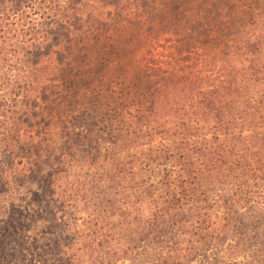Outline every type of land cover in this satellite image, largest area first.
I'll return each instance as SVG.
<instances>
[{
	"label": "trees",
	"instance_id": "trees-1",
	"mask_svg": "<svg viewBox=\"0 0 264 264\" xmlns=\"http://www.w3.org/2000/svg\"><path fill=\"white\" fill-rule=\"evenodd\" d=\"M45 1L0 0V147L18 154L4 165L6 174L25 178L31 157L22 146L35 138L26 115L38 106L43 60L52 51H40L47 39L44 19L58 16L68 23L74 18L68 5L76 2L63 6L57 0L58 7L50 5L41 19L28 20L25 8ZM241 47L258 97L238 91L219 104L203 100L226 140L216 133L215 142L223 139L217 145L207 139L182 145L184 150L160 145L124 158L116 157L124 147L111 145L100 153L105 171H87L86 182L61 181L74 161H60L42 176L45 187H37L38 208L28 215L34 225L0 206V222L12 236L0 238V264H191L200 255L205 259L198 264H264V36L248 37ZM7 180L2 200L29 189L16 176ZM12 184L22 188L13 191ZM209 247L213 257L206 254Z\"/></svg>",
	"mask_w": 264,
	"mask_h": 264
},
{
	"label": "rangeland",
	"instance_id": "rangeland-1",
	"mask_svg": "<svg viewBox=\"0 0 264 264\" xmlns=\"http://www.w3.org/2000/svg\"><path fill=\"white\" fill-rule=\"evenodd\" d=\"M45 2L26 7L27 19L40 18L50 5L58 7L57 0ZM60 2L67 5L66 0ZM69 4L74 18L68 23L58 16L44 19L47 39L40 51H52L43 60L34 98L38 106L26 115L35 137H27L22 146L31 157L25 163L28 177L13 175L29 189L21 187L19 194L21 188L12 184L18 196L0 197V206L6 205L2 210L15 213L26 225L35 220L28 215L38 208L35 193L37 187H45L42 176L60 161H74L70 175L62 174L61 181L86 182L87 171H105L103 165L108 164L100 153L111 145L124 147L118 158L160 145H181L184 150L185 145H200L205 139L217 145L226 136L215 131L203 100L212 98L219 104L238 91L254 98L260 92L248 76L244 49L238 47L248 37L264 36V0H76ZM259 59L264 82V50ZM216 133L223 139L215 142ZM16 158L18 154L0 147V191L13 177L4 165ZM91 161L95 164L89 168ZM151 177L157 180L154 174ZM82 214L86 233V213ZM4 224L0 222V238L11 235ZM212 249L208 248V257H213ZM204 259L197 256L191 264Z\"/></svg>",
	"mask_w": 264,
	"mask_h": 264
}]
</instances>
